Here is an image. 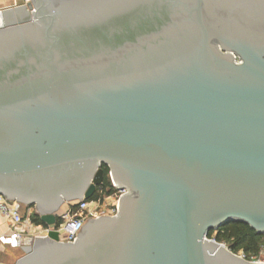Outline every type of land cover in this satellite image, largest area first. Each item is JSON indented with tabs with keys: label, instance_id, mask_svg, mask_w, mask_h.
Returning a JSON list of instances; mask_svg holds the SVG:
<instances>
[{
	"label": "water",
	"instance_id": "obj_1",
	"mask_svg": "<svg viewBox=\"0 0 264 264\" xmlns=\"http://www.w3.org/2000/svg\"><path fill=\"white\" fill-rule=\"evenodd\" d=\"M113 216L14 264H264V0H28L0 9V195L56 222L105 179Z\"/></svg>",
	"mask_w": 264,
	"mask_h": 264
},
{
	"label": "built area",
	"instance_id": "obj_2",
	"mask_svg": "<svg viewBox=\"0 0 264 264\" xmlns=\"http://www.w3.org/2000/svg\"><path fill=\"white\" fill-rule=\"evenodd\" d=\"M111 186L112 190L108 194L100 192L96 198L68 203L65 209L57 213L56 222L53 225L36 224L32 219L33 213H36L33 207L24 206L2 195H0V216L10 220L15 226L12 236L18 246H30L35 236H47L50 230L58 233L59 241H74L77 231L87 217L116 214L119 197L125 193V189L118 188L112 183ZM237 254L251 261L264 262V244H261L258 252L249 258L242 251Z\"/></svg>",
	"mask_w": 264,
	"mask_h": 264
},
{
	"label": "trees",
	"instance_id": "obj_3",
	"mask_svg": "<svg viewBox=\"0 0 264 264\" xmlns=\"http://www.w3.org/2000/svg\"><path fill=\"white\" fill-rule=\"evenodd\" d=\"M105 179L102 183L101 188L97 189L93 198L99 196L100 192L108 194L112 190L110 179L108 177V170L104 167ZM32 219L35 222H40L39 216L33 213ZM223 236L230 240L229 249L233 252L238 253L240 250L245 254L247 258L251 255L256 254L261 244H264V234H259L247 224L240 222H230L220 228H218ZM212 231L208 232L207 236H210ZM221 235V236H222ZM216 239V238H215Z\"/></svg>",
	"mask_w": 264,
	"mask_h": 264
},
{
	"label": "crops",
	"instance_id": "obj_4",
	"mask_svg": "<svg viewBox=\"0 0 264 264\" xmlns=\"http://www.w3.org/2000/svg\"><path fill=\"white\" fill-rule=\"evenodd\" d=\"M24 0H0V9L23 3ZM34 208V207H33ZM65 209V207L63 208ZM25 211V210H24ZM36 224H43L41 221ZM13 223L0 216V264H14L28 246H18L12 236Z\"/></svg>",
	"mask_w": 264,
	"mask_h": 264
},
{
	"label": "rangeland",
	"instance_id": "obj_5",
	"mask_svg": "<svg viewBox=\"0 0 264 264\" xmlns=\"http://www.w3.org/2000/svg\"><path fill=\"white\" fill-rule=\"evenodd\" d=\"M23 210H25V207L23 208ZM221 232L219 230H213L211 235L210 236H207L208 238H211V239H215L216 241H218L219 243H222L223 245H225L226 247L229 248L230 246V240H228V238H226L225 236H221ZM241 252V250L239 251ZM238 252V253H239Z\"/></svg>",
	"mask_w": 264,
	"mask_h": 264
},
{
	"label": "flooded vegetation",
	"instance_id": "obj_6",
	"mask_svg": "<svg viewBox=\"0 0 264 264\" xmlns=\"http://www.w3.org/2000/svg\"><path fill=\"white\" fill-rule=\"evenodd\" d=\"M100 190V189H99Z\"/></svg>",
	"mask_w": 264,
	"mask_h": 264
}]
</instances>
